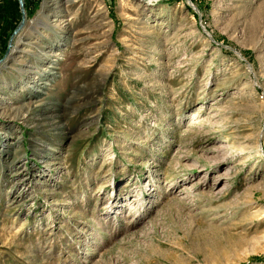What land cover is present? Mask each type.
Listing matches in <instances>:
<instances>
[{"label":"rangeland","instance_id":"1","mask_svg":"<svg viewBox=\"0 0 264 264\" xmlns=\"http://www.w3.org/2000/svg\"><path fill=\"white\" fill-rule=\"evenodd\" d=\"M27 1L0 264H264V0Z\"/></svg>","mask_w":264,"mask_h":264},{"label":"water","instance_id":"2","mask_svg":"<svg viewBox=\"0 0 264 264\" xmlns=\"http://www.w3.org/2000/svg\"><path fill=\"white\" fill-rule=\"evenodd\" d=\"M18 1V5H19V10H20V13H21V20L19 22V24L16 26V28L14 29L11 37H10V40L14 37L15 34H17L18 32H20L26 21H27V11H26V8H25V0H17ZM10 44H8V48H9ZM7 54H5V56H7ZM4 59V58H3ZM1 59L0 62L3 60Z\"/></svg>","mask_w":264,"mask_h":264},{"label":"built area","instance_id":"3","mask_svg":"<svg viewBox=\"0 0 264 264\" xmlns=\"http://www.w3.org/2000/svg\"><path fill=\"white\" fill-rule=\"evenodd\" d=\"M29 1H31V2H37L38 0H29ZM28 1L27 0H25V3H27ZM29 6H30V4H29ZM29 10H30V7H27Z\"/></svg>","mask_w":264,"mask_h":264}]
</instances>
